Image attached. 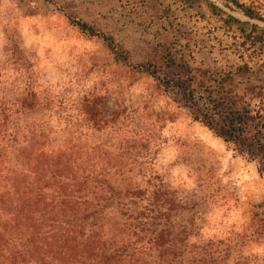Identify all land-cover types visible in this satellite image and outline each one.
<instances>
[{"label":"trees","instance_id":"1","mask_svg":"<svg viewBox=\"0 0 264 264\" xmlns=\"http://www.w3.org/2000/svg\"><path fill=\"white\" fill-rule=\"evenodd\" d=\"M171 1L204 9L230 31V43L219 48L230 51L229 64L196 61L192 40L180 35L155 42L132 63L112 34L60 9L81 34L101 39L115 61L147 75L193 121L254 162L264 180V27L226 14L213 0ZM215 1L264 22L253 4ZM169 13L166 5L162 14ZM22 84L30 106L0 102V264L214 263L217 247L190 242L201 218L198 201L156 170L115 165L100 148L50 145L24 117L39 99L29 79ZM242 230L241 238L264 242V198Z\"/></svg>","mask_w":264,"mask_h":264},{"label":"rangeland","instance_id":"2","mask_svg":"<svg viewBox=\"0 0 264 264\" xmlns=\"http://www.w3.org/2000/svg\"><path fill=\"white\" fill-rule=\"evenodd\" d=\"M238 1L259 7L264 19V0ZM62 5L112 34L132 63L155 42L180 35L192 40L196 61L229 64L230 51L219 48L230 43V31L204 9L171 0H0V102L30 106L20 94L29 79L39 101L24 117L50 145L100 148L125 169L156 170L181 196L198 201L201 218L190 242L217 247L212 264H264V242L241 238L251 206L264 198L255 163L193 121L147 75L115 61L101 39L70 25Z\"/></svg>","mask_w":264,"mask_h":264}]
</instances>
